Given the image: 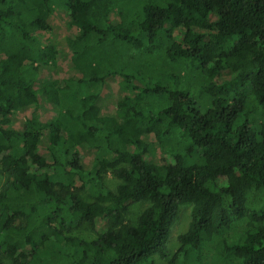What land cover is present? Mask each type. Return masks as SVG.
<instances>
[{
	"label": "trees",
	"instance_id": "trees-1",
	"mask_svg": "<svg viewBox=\"0 0 264 264\" xmlns=\"http://www.w3.org/2000/svg\"><path fill=\"white\" fill-rule=\"evenodd\" d=\"M1 177L0 264H264V0H0Z\"/></svg>",
	"mask_w": 264,
	"mask_h": 264
},
{
	"label": "rangeland",
	"instance_id": "rangeland-1",
	"mask_svg": "<svg viewBox=\"0 0 264 264\" xmlns=\"http://www.w3.org/2000/svg\"><path fill=\"white\" fill-rule=\"evenodd\" d=\"M55 12L56 15L54 18L50 19L51 24V32L49 33V37L54 41L57 49V56H56V64L53 68L50 70V75L57 79L61 80L64 78H68L69 72H70V56L65 48V39L69 36L73 35L74 30L70 29L67 26V18L65 17V12L63 7L58 5L55 6ZM183 85H186L182 82ZM196 95V100L200 99L199 93L196 90L192 91ZM116 100V96L113 94H109L107 89H104L102 96H101V103H104L107 106H111L113 102ZM178 134H175L172 136L170 141H168L167 146H171V149H169L170 152L175 150L177 153L184 154L186 157V164H190L193 159L195 158L194 155H191L188 157V154L185 152L187 145L186 142H181L178 138ZM91 156H88L86 160L89 162ZM4 178H0V188L4 184ZM104 183L108 189L113 191L116 186L119 184V181L114 179V177L108 173L104 177ZM82 199L88 203L92 202L91 198L87 193L83 192ZM147 206V204H133L128 208L127 215L125 216L126 221L133 223L138 216V214ZM191 209L192 206L187 204L180 207L178 216L176 221L174 222L173 226L170 229V233L167 239V251L169 255H172L176 252V250L179 247L178 243V236L180 234H183L188 227V224L190 222V215H191ZM264 226V221H263ZM99 225L97 224L96 229L92 230L87 225H81L79 228L74 229L70 231L69 233H66L67 236H70L72 238H76L79 240L84 241H92L95 240L97 237V233L99 229ZM237 233L236 230L231 232L230 235ZM227 235H225L226 238ZM227 242L232 241V236H229L228 238L224 239ZM9 264V263H6ZM154 264H165V261L160 260L159 258H154Z\"/></svg>",
	"mask_w": 264,
	"mask_h": 264
}]
</instances>
